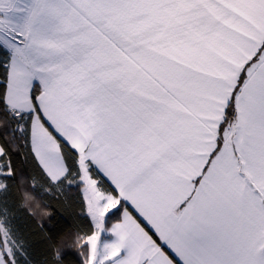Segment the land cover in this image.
<instances>
[{"label":"snow or ice","instance_id":"1","mask_svg":"<svg viewBox=\"0 0 264 264\" xmlns=\"http://www.w3.org/2000/svg\"><path fill=\"white\" fill-rule=\"evenodd\" d=\"M0 264H264V0H0Z\"/></svg>","mask_w":264,"mask_h":264},{"label":"trees","instance_id":"2","mask_svg":"<svg viewBox=\"0 0 264 264\" xmlns=\"http://www.w3.org/2000/svg\"><path fill=\"white\" fill-rule=\"evenodd\" d=\"M53 203H57L56 201H53Z\"/></svg>","mask_w":264,"mask_h":264}]
</instances>
